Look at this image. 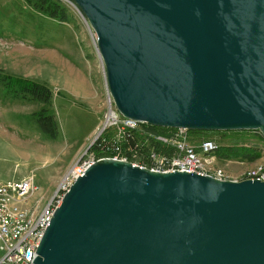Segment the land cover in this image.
Listing matches in <instances>:
<instances>
[{"label": "water", "instance_id": "water-1", "mask_svg": "<svg viewBox=\"0 0 264 264\" xmlns=\"http://www.w3.org/2000/svg\"><path fill=\"white\" fill-rule=\"evenodd\" d=\"M124 116L264 140V0H72ZM33 264H264V180L101 158L53 212Z\"/></svg>", "mask_w": 264, "mask_h": 264}, {"label": "rangeland", "instance_id": "rangeland-1", "mask_svg": "<svg viewBox=\"0 0 264 264\" xmlns=\"http://www.w3.org/2000/svg\"><path fill=\"white\" fill-rule=\"evenodd\" d=\"M61 1L68 8L65 21L37 12L25 0H0V79L10 76L16 88L17 80H34L51 90L50 101L44 103L14 95L0 82V180L33 175L36 190L29 203L40 202V207L53 195L63 174L80 157L98 156L102 151L96 144L114 133V129L99 133L108 89L96 34L72 0ZM80 80L86 84L80 86ZM42 110L55 120L54 136L39 124ZM188 137L193 142L211 139L219 146L264 149L257 130H189ZM260 157L247 162L214 156V164L235 178Z\"/></svg>", "mask_w": 264, "mask_h": 264}, {"label": "built area", "instance_id": "built-area-1", "mask_svg": "<svg viewBox=\"0 0 264 264\" xmlns=\"http://www.w3.org/2000/svg\"><path fill=\"white\" fill-rule=\"evenodd\" d=\"M143 123L145 122L122 115L115 107L108 91V107L99 133L101 136L112 129L114 133L96 146L102 153L109 154L80 157L63 174L53 195L41 207L40 202L29 203V198L36 190L33 175L16 180H0V241L3 244L0 264H33L35 250L43 232L71 184L98 159L109 157L130 161L129 156L124 153L123 144L134 131L161 141L170 147V153L150 148L146 152V162L130 161L133 164L157 171L178 170L196 172L218 179H231L222 168L214 164V151L219 145L213 140L190 141L188 133L183 128H170L167 135L156 134L142 127ZM132 151L129 148V152ZM260 156L257 164L245 168L232 180L244 178L264 180L263 148L260 149Z\"/></svg>", "mask_w": 264, "mask_h": 264}, {"label": "trees", "instance_id": "trees-1", "mask_svg": "<svg viewBox=\"0 0 264 264\" xmlns=\"http://www.w3.org/2000/svg\"><path fill=\"white\" fill-rule=\"evenodd\" d=\"M30 7H32L37 12L58 20L65 21L68 18V8L64 5L61 0H25ZM10 76L2 75L0 82H3L4 87L7 90H11L14 95H20L22 98L33 99L40 102L48 103L51 99L50 88L38 81L34 80H17L20 85L19 88L13 87L11 81H9ZM44 110V109H43ZM38 113V121L40 126L51 136L56 134L57 126L52 115L46 114L44 111ZM142 127L152 131L156 134L167 135L170 128L168 127H158L150 124L143 123ZM195 133L199 130H193ZM124 153L129 156L130 161L137 160L138 162H146L145 156L146 152L150 148H154L162 153H170V147L166 146L159 140L153 137H148L134 131L130 138L123 144ZM97 147L94 145L92 149ZM129 148L132 152H129ZM109 153H98L97 155H103ZM216 158L224 159H236L239 161H253L260 156V150L254 146L248 145H236V146H218L216 151H214Z\"/></svg>", "mask_w": 264, "mask_h": 264}, {"label": "bare ground", "instance_id": "bare-ground-1", "mask_svg": "<svg viewBox=\"0 0 264 264\" xmlns=\"http://www.w3.org/2000/svg\"><path fill=\"white\" fill-rule=\"evenodd\" d=\"M184 129V128H183ZM187 133L190 129H184ZM206 131H216V130H206ZM228 131V130H227ZM231 180H232V177H231Z\"/></svg>", "mask_w": 264, "mask_h": 264}, {"label": "crops", "instance_id": "crops-1", "mask_svg": "<svg viewBox=\"0 0 264 264\" xmlns=\"http://www.w3.org/2000/svg\"><path fill=\"white\" fill-rule=\"evenodd\" d=\"M78 84L80 85V86H84L85 84H84V82H82L81 80L78 82ZM78 86V85H77Z\"/></svg>", "mask_w": 264, "mask_h": 264}]
</instances>
